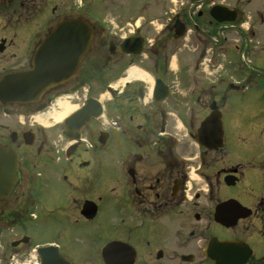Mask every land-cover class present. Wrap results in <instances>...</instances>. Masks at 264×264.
Masks as SVG:
<instances>
[{
    "label": "flooded vegetation",
    "instance_id": "af4514ba",
    "mask_svg": "<svg viewBox=\"0 0 264 264\" xmlns=\"http://www.w3.org/2000/svg\"><path fill=\"white\" fill-rule=\"evenodd\" d=\"M138 1L134 5L143 12ZM204 1L192 11L194 17L180 21L185 36L189 30L195 39L196 71L204 64L211 39L227 46L216 28L229 31L244 25L236 7L240 0L233 6L230 0L221 2L238 13L234 21L221 23L211 15L215 4L205 9ZM90 2L0 0V80L33 71L36 53L61 22L81 19L92 30L89 48L71 76L59 82L53 78L33 100L0 102V146L15 157L13 187L0 195V264H215L207 255L212 238L241 240L250 251L243 264H264V246L258 252L254 245L257 238L264 241V177L257 194L244 202L235 198L249 211L234 226H239L236 236L226 238L213 227L234 228L214 222L215 206L226 199L211 197L212 186L219 184L226 195L225 187L237 186L249 167L264 173V160L250 157L248 168L237 164L212 171V154L223 146L211 150L199 145L197 134L212 101L222 125V102L216 94L211 98L208 84L199 79L188 81L184 97L174 89L167 54L175 47L171 38H177L178 13L169 9L173 22L168 18L159 30L153 28L156 32L146 30L145 18L132 16L115 29L114 22L89 16L90 7H99ZM109 2L126 16L122 9L129 4ZM153 21L149 23L155 26ZM128 39L127 48L140 49V54L121 50ZM247 43L253 54L264 50L257 30H250V38L243 40ZM47 45L44 57L63 56L54 49L63 46L60 42ZM136 65L145 71L151 67L153 80L161 78L168 86L165 100H156L142 79L129 76ZM65 99L75 107L65 118L80 111L74 127L65 126V118L44 127L26 122L60 111L58 102ZM253 114L245 136L255 140L261 133L264 140V103ZM195 171L201 186L191 195ZM229 175L236 177L233 186L225 183ZM42 221L57 236L33 239L28 227L36 229Z\"/></svg>",
    "mask_w": 264,
    "mask_h": 264
},
{
    "label": "rangeland",
    "instance_id": "374dc122",
    "mask_svg": "<svg viewBox=\"0 0 264 264\" xmlns=\"http://www.w3.org/2000/svg\"><path fill=\"white\" fill-rule=\"evenodd\" d=\"M89 1L90 0H83V5L86 6ZM109 1L110 0H91V4L93 2V5L99 7H95L93 9L90 7L91 12L89 13V16L93 19H101V17H103L111 23L114 22L113 25L115 29H117L116 26L118 23L119 26H121L126 22L127 16H132L131 18H136L137 21H142L145 18L147 23V27L145 24L146 30L152 32L155 31H153V28L156 26L159 30L161 24L168 22V18H171L173 22L174 12H170L169 9H172L173 11L175 10L176 13H178L180 21L186 22L188 16H193L192 11L196 12L198 10L197 4L199 3V0H141L142 4L140 8L144 11L142 10L143 12H139V8L134 5V2H139L138 0H120L129 4V6H126L125 9H122V12L126 15L124 16L120 11L121 7L110 5ZM223 1L228 2L229 0H205L203 6L205 9H207V7H210L213 4H220ZM234 1L235 0H230L232 6L234 5ZM236 7L239 11V18L242 20L244 25H242L240 28H232L229 31L228 29L222 31H217V28L215 29L218 38L227 44V46L224 47L225 51L220 48L218 49V52L223 50L225 53L224 65L226 72H228L229 75L224 74V71L221 70L216 72V68L210 66L208 68L205 66V64H202L198 71H196L195 68L193 70L192 67L196 62L198 50H194L196 43L193 41L195 39L192 38L189 30L185 37L178 39L171 38V40L176 41H172L175 44V47L171 49L170 54H167V57H169L168 64L170 63L174 69L172 72V79H174V89H176L177 93L181 92L178 94L180 97H184L188 92L187 87L189 85L185 87L187 84H189L188 81L192 83L194 80L199 79V81H203V85L205 86L206 84H209V86L214 83L218 84L219 90H215V93H217V98H219L222 102L221 112L222 127L224 131V145L221 151L212 154L215 156L212 158L211 162L214 165L213 166L211 164L212 171H215V169L220 167H227L229 165L237 166V164L242 165V168H248L252 161L250 157H255L257 160H259V158L264 160V147H261L262 141H264L263 138H261L263 135L260 133L259 137L255 140H253L254 138L245 136L250 132V123L252 122L249 123L248 120L251 121L254 119V108L257 105L264 103V50L253 54L251 52L250 44H243L244 39L248 40L250 38V30H257L258 33L260 32L264 38V0H240L238 1ZM150 20H154L153 22L155 23V26L149 23ZM248 27L249 30H247ZM125 29L132 28L130 26H125ZM123 32L124 31L121 30L120 33L124 34ZM241 38L243 40H240ZM211 41L214 40L211 39ZM211 43L214 44V42ZM238 45L241 46L238 48ZM212 47L214 50H211L212 52H207L206 58L209 57L208 55L211 56L212 54L213 57L217 59L219 55L216 57V54H213V52L217 50L216 48L219 46L216 45ZM241 54H243V57H241ZM218 58L221 59V57ZM205 63L207 64L208 62L206 61ZM139 66L136 65V68H139L138 72L146 74V76L149 77L152 68H146L145 71L141 65ZM220 74H223V76ZM231 74L235 79H237V81H240L241 85H239V90L230 88V85L233 84V82L228 76ZM143 81L148 85L149 90V87L152 86L151 80L150 82L147 79ZM211 91L209 95H211L212 98L214 92ZM1 114L2 113L0 111V118ZM43 119L46 123L42 120V118H36L26 122H32L41 127L56 123L53 119L48 118L47 116H44ZM244 120L246 122V127L244 126L243 129ZM263 131L264 129H262L261 132L263 133ZM222 155H224L223 158L221 157ZM216 159L219 161H216ZM194 173L197 174V177L194 175L193 187L189 192L191 195H193V193L197 191V188L201 186V180L198 178V172L195 171ZM245 175L246 177L244 180L241 181L237 186L231 188L225 187L226 195H222V187L219 184L212 186L213 190L211 197H213L215 194L219 198H221V196H225V199L234 197L244 202L248 199V197H250V195L253 196L257 194V187L259 182L263 179L264 173L261 174L257 168L250 169L249 167L248 172H246ZM213 180V183H215V178H213ZM217 183L219 182L217 181ZM45 226L46 225H44L43 221L42 225H40V227H36V229H31L27 226L28 233L30 234L32 231L33 239L36 241L52 239L57 236L54 231L44 228ZM213 227L226 238L232 237L233 233H235L236 236L237 231L239 230L238 225L237 227H234L230 230L223 229L219 226ZM254 245L259 252V249L264 246V241H261L260 238H257L254 242Z\"/></svg>",
    "mask_w": 264,
    "mask_h": 264
},
{
    "label": "water",
    "instance_id": "95a60500",
    "mask_svg": "<svg viewBox=\"0 0 264 264\" xmlns=\"http://www.w3.org/2000/svg\"><path fill=\"white\" fill-rule=\"evenodd\" d=\"M211 15L216 21L223 22L234 20L236 12L224 6L215 5L211 8ZM182 26L183 24L178 21L176 22L177 35L183 33ZM91 36L92 30L84 21L70 19L61 22L36 53L35 69L33 71L7 74L2 77L0 80V102L5 104L7 102H27L33 100L46 89L53 78L56 79L53 82H59L61 79L71 76L79 61L87 52ZM55 41L63 45L61 48H54L60 51L63 56L44 57L43 54L48 49L47 44ZM125 43L122 44L121 49L128 52L129 50L126 48ZM162 88L163 84L161 81L156 80L155 90L158 91ZM164 97L165 95L160 98ZM79 115L80 111L68 116L64 120L65 126L74 127ZM219 117L220 113L212 112L198 129V141L200 145L206 146L211 150H215L223 145V129ZM14 165V154L11 150L0 146V195L9 193L13 187ZM225 181L227 185H233L235 178L228 176ZM245 210L247 209L236 200L229 199L216 206L214 220L223 226L231 227L236 224L239 218H245L249 215L248 211L244 212ZM212 239L209 243L207 254L215 264H220V262L222 264H242L247 259L249 250L242 242H218Z\"/></svg>",
    "mask_w": 264,
    "mask_h": 264
},
{
    "label": "bare ground",
    "instance_id": "6f19581e",
    "mask_svg": "<svg viewBox=\"0 0 264 264\" xmlns=\"http://www.w3.org/2000/svg\"><path fill=\"white\" fill-rule=\"evenodd\" d=\"M129 76L132 78H137V79H147L149 82L151 80V85L153 82V78L152 77H147L146 74H142L140 72L137 71L136 67H132L131 70L129 71ZM129 77L122 79L121 82L123 83L124 81L128 80ZM58 105L61 107V110L56 112V111H52L50 113H47V116H50L51 118H53V120L58 123L60 122L63 118H65L69 113H71L74 110V106H70L67 99L65 100H61L58 102ZM46 115H39L37 118H42V120L44 121L43 117ZM47 120V118H46ZM45 122V121H44ZM46 123V122H45Z\"/></svg>",
    "mask_w": 264,
    "mask_h": 264
}]
</instances>
